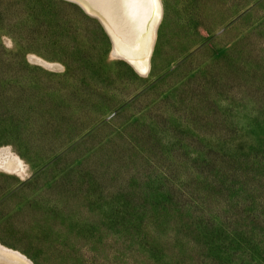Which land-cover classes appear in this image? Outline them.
I'll return each mask as SVG.
<instances>
[{
	"label": "rangeland",
	"instance_id": "374dc122",
	"mask_svg": "<svg viewBox=\"0 0 264 264\" xmlns=\"http://www.w3.org/2000/svg\"><path fill=\"white\" fill-rule=\"evenodd\" d=\"M163 4L142 75L72 1L0 0V241L35 264H264V0Z\"/></svg>",
	"mask_w": 264,
	"mask_h": 264
},
{
	"label": "bare ground",
	"instance_id": "6f19581e",
	"mask_svg": "<svg viewBox=\"0 0 264 264\" xmlns=\"http://www.w3.org/2000/svg\"><path fill=\"white\" fill-rule=\"evenodd\" d=\"M70 1L102 23L111 41L114 56L126 60L142 75L149 72L157 31L164 15L163 0H159L158 17L154 14V8L135 10V14L131 15L132 10L114 4L112 0ZM48 64L59 66L56 62ZM0 167L12 172H24L23 160L9 146L0 147ZM0 264H35V262L24 252L0 241Z\"/></svg>",
	"mask_w": 264,
	"mask_h": 264
},
{
	"label": "snow or ice",
	"instance_id": "6c2138e0",
	"mask_svg": "<svg viewBox=\"0 0 264 264\" xmlns=\"http://www.w3.org/2000/svg\"><path fill=\"white\" fill-rule=\"evenodd\" d=\"M112 2L129 10H132L130 12L131 15L135 14V10L147 8H154L155 16L158 17L160 15L159 0H112Z\"/></svg>",
	"mask_w": 264,
	"mask_h": 264
},
{
	"label": "water",
	"instance_id": "95a60500",
	"mask_svg": "<svg viewBox=\"0 0 264 264\" xmlns=\"http://www.w3.org/2000/svg\"><path fill=\"white\" fill-rule=\"evenodd\" d=\"M77 5V4H76ZM78 6V5H77Z\"/></svg>",
	"mask_w": 264,
	"mask_h": 264
}]
</instances>
